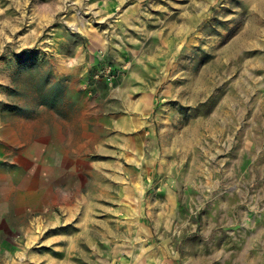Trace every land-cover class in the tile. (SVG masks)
<instances>
[{"label":"rangeland","instance_id":"374dc122","mask_svg":"<svg viewBox=\"0 0 264 264\" xmlns=\"http://www.w3.org/2000/svg\"><path fill=\"white\" fill-rule=\"evenodd\" d=\"M77 105L91 174L32 211L14 175L0 264H264V0H0V159Z\"/></svg>","mask_w":264,"mask_h":264},{"label":"crops","instance_id":"0c3cea01","mask_svg":"<svg viewBox=\"0 0 264 264\" xmlns=\"http://www.w3.org/2000/svg\"><path fill=\"white\" fill-rule=\"evenodd\" d=\"M69 67L73 69L72 73H64L66 68L64 65H59L58 70L62 72V75H72L71 88L77 89L74 85L78 77L74 72L79 71H74V66ZM50 112H53L52 116H55L53 124H48L45 121V123H41L39 126L40 131H37L35 129L37 128L36 123H30V130L23 141V145H25L24 152L22 153L23 156L15 159V161H11L8 159L9 157L0 159V206H3L5 213L3 219H5L11 208L9 195L11 193L15 194V191L13 192L16 187L14 175H24L22 178L24 194L28 198L27 205L31 207L30 210L32 211L41 207H48L51 201L57 202L56 197L59 196L60 190L62 192L66 190L68 194H73V187L76 185L79 175H83L82 171L89 173L88 168L94 167L93 165L96 163L93 161L92 164V161L89 162L87 156L81 155V149H86L91 143L98 142L95 139L93 126L91 127L88 124L89 121L87 122L86 120L88 117L86 111H82V119L78 105L70 109L64 108L62 111L58 109L56 111L51 110ZM64 116L68 118L65 119ZM58 117L60 118V122L57 120ZM129 123L128 130L132 131L135 129L137 122L132 119ZM131 140L134 145V139L131 138ZM102 170L105 172L104 168ZM135 171H137V167L130 169L126 167L125 174L121 173L118 180H126L127 175H133ZM127 190L128 188H126ZM92 191L93 189L90 188L88 192L91 193ZM18 195L22 196V194ZM76 195H78V186ZM116 196H118V201L121 203L122 196H124V184L121 191L118 190ZM60 206H69L72 212H75L80 209V200L77 198L76 202L73 200L71 202L67 201L61 203ZM86 210L89 213L90 211H95V201L87 199ZM95 228L94 223L91 225L90 219L83 220V233L87 234V243L94 248L97 244L99 245V242L97 243L93 237H90L88 231ZM79 236L73 234L68 240L72 245H75ZM126 239L131 241V244H134V239L136 245L124 252L123 259L134 261L142 258L139 250H137V244L142 243L143 238L132 234ZM67 249L70 250V248ZM61 250H64V248ZM55 261L57 264H63L61 259L55 258Z\"/></svg>","mask_w":264,"mask_h":264},{"label":"bare ground","instance_id":"6f19581e","mask_svg":"<svg viewBox=\"0 0 264 264\" xmlns=\"http://www.w3.org/2000/svg\"><path fill=\"white\" fill-rule=\"evenodd\" d=\"M65 202H66V200H65Z\"/></svg>","mask_w":264,"mask_h":264}]
</instances>
